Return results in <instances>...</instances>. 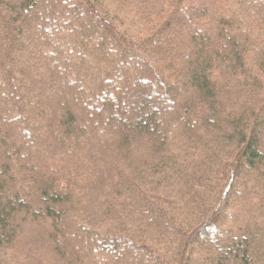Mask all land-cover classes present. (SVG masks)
<instances>
[{"label":"trees","instance_id":"1","mask_svg":"<svg viewBox=\"0 0 264 264\" xmlns=\"http://www.w3.org/2000/svg\"><path fill=\"white\" fill-rule=\"evenodd\" d=\"M0 264H264V0H0Z\"/></svg>","mask_w":264,"mask_h":264},{"label":"rangeland","instance_id":"2","mask_svg":"<svg viewBox=\"0 0 264 264\" xmlns=\"http://www.w3.org/2000/svg\"><path fill=\"white\" fill-rule=\"evenodd\" d=\"M171 254V253H170ZM168 255V254H167ZM172 255V254H171ZM171 255L169 257H171Z\"/></svg>","mask_w":264,"mask_h":264}]
</instances>
